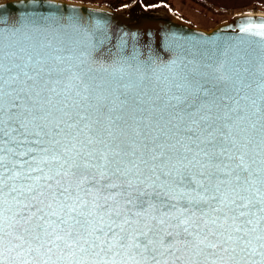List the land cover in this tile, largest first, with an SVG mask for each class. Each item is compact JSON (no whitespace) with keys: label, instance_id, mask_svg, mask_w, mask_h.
Wrapping results in <instances>:
<instances>
[{"label":"water","instance_id":"1","mask_svg":"<svg viewBox=\"0 0 264 264\" xmlns=\"http://www.w3.org/2000/svg\"><path fill=\"white\" fill-rule=\"evenodd\" d=\"M141 1L133 0L110 9L80 0H0L2 62L5 66L19 64L29 75L38 72L42 86L47 81L41 96L33 93L32 100L19 92L23 84L13 86L17 91L11 95L21 97V107L15 110L16 118L11 123L8 122L11 115L9 97H4V133H0V159L3 160L0 166V235L9 230L11 218L21 207L17 200L24 197L19 195V190L37 182L43 185L41 177L50 168L58 167L54 162H40L43 156L54 154V150L43 153L41 149H53L52 139H59L69 147L70 141L76 143L67 135L74 129L52 137L42 135L38 138L31 134L40 121H32L24 107L42 98L52 101L44 110L51 109L45 121L49 129L61 119L68 120L59 111L68 104L70 107L66 111L79 112L86 117L80 127L89 126L78 140L101 139L110 150L117 146L129 151L138 149L145 153V158L161 151L172 156L166 168L157 169L156 176L145 173L151 177L146 181L149 184L165 185L163 172L172 169L185 147L191 149L187 153L189 159L195 157L199 161L196 170L201 164H207V158L202 153L197 154L207 147L208 133L204 128L210 126L209 131L215 136L225 134L223 141L216 142L218 148L229 149L228 155L218 160L222 166H228L225 171L238 163L234 154H243L245 164L253 173L254 182L242 188L231 176L226 177L232 183L220 185L221 191L231 195V189L236 188L241 194L257 200L264 195V183H261L264 181V12H238L204 29L183 20L164 4L144 7ZM19 70L13 69V72ZM9 91L6 87L5 92ZM193 101L200 110L195 117H188L182 109ZM200 117L205 119L200 120ZM192 119L198 124L193 125ZM19 122L26 125L25 135L13 131V126ZM186 126L195 129L193 139H188ZM36 139L42 142L33 144ZM22 140L26 142L20 143ZM233 142L237 147H233ZM144 144L154 152L148 153ZM156 144L161 147L157 148ZM92 147L103 150L104 145ZM29 148L33 151L26 156L15 154ZM152 163L149 161L150 165ZM155 163L159 164L160 160ZM38 168H43L44 172L32 170ZM14 187L16 193L11 191ZM167 187L165 185L163 190ZM213 192L214 189H210L205 195ZM173 194L179 195L178 192ZM195 195V192L189 193L190 197ZM258 209L259 205L252 209L255 215L249 217L253 220L250 227H256L257 222L264 226V219H261L264 214ZM202 210L212 214L211 207ZM149 213L159 214L151 209ZM199 215L197 212V217ZM197 217L189 219L185 213L181 218L191 223ZM167 223L177 221H168L165 227ZM260 234V228L251 234L254 253H239L234 258L225 256L223 261L215 256L197 255L183 246L162 255L157 252L142 256L121 251L119 255L40 259L48 260V264H75L77 259L81 264H213V261L215 264H264V249L254 238ZM0 264H21V258L0 246Z\"/></svg>","mask_w":264,"mask_h":264},{"label":"snow or ice","instance_id":"2","mask_svg":"<svg viewBox=\"0 0 264 264\" xmlns=\"http://www.w3.org/2000/svg\"><path fill=\"white\" fill-rule=\"evenodd\" d=\"M13 69L20 70L14 73ZM38 76V72L29 75L24 67L16 63L5 66L0 58V133H4V97H9L8 112L11 115L8 122L11 123L16 118L15 110L21 107V97L11 95V92L17 91L13 86L23 84L19 92L25 93L28 100L33 99V93L40 97L47 81L42 86ZM21 77L25 79L21 80ZM6 87L11 91L5 92ZM179 102L184 103L183 100ZM51 104L50 98H42L30 107H24V112L32 121H40L31 134L38 138L42 135L52 137L74 129V132L68 131L67 135L76 143L70 141L69 147L59 139H52L50 143L53 149L42 148L41 152L54 150V154L51 157L43 156L40 162H54L58 167L50 168L41 177L43 185L37 182L19 190V195L24 199L17 200L21 207L11 218L9 230L0 235V246L6 252L16 253L21 258V264H48V260L40 259L42 257L76 258L108 253L119 255L121 251L135 252L142 256L157 252L162 255L172 249L179 250L178 246L192 249L197 255L215 256L223 261L225 256L234 258L239 253H254L251 234L257 228H260L261 234L254 238L260 242V248L264 249V226L257 222L256 227H250L253 220L249 218L255 215L252 209L257 205L258 211L264 214V195L257 200L241 194L236 188L231 189V195L221 191L220 185L232 183V180L226 178L228 176L241 188L254 182L253 173L250 166L245 164L243 154H234L238 163L227 172L225 169L228 166H222L218 162L219 158L229 153L227 147L218 148L216 144L217 140L223 141L224 133L217 137L209 131L210 126H206L204 131L208 133L207 147L197 155L202 153L208 163L201 164L196 170L199 161L195 157L189 159L187 153L191 149L185 147L172 169L163 172L166 177L165 185L168 186L167 190H163L165 185L146 183L151 177L145 173L156 176L157 169L166 168L173 159L172 156L161 151L145 158V153L138 149L129 151L117 146L115 150H110L108 144L101 139L86 137L85 140H78L84 128L89 126L84 124L80 127V122L86 117L79 112L66 111L70 107L68 104L59 109L68 120L61 119L54 128L49 129L45 121H48L51 109L47 112L44 110L46 105ZM199 110L195 101L182 109L188 117H195ZM204 119L200 117V120ZM191 123L195 125L198 121L192 119ZM62 124L64 127H61ZM13 131L25 135L27 128L23 122H19L13 126ZM185 132L188 139L196 136L193 127L186 126ZM25 142L26 140H22L20 143ZM41 142L40 139L32 141L33 144ZM94 144L104 145L103 150L92 147ZM143 147L148 153L154 152L147 144ZM156 147L161 145L156 144ZM233 147H237L235 142ZM31 151L33 149L29 148L15 154L26 156ZM228 158L232 159L233 156ZM157 160H160L159 164L155 163ZM149 161L153 163L150 165ZM141 164L144 168L140 167ZM2 165L3 160L0 159V166ZM32 170L44 172L43 168ZM210 189H214L213 194L205 195ZM11 191L16 193L17 189L14 187ZM173 192H178L179 195H174ZM192 192L196 195L190 197L189 193ZM204 207H211L212 214L203 211ZM150 209L159 214H150ZM197 212L200 213L198 217ZM185 213L189 219H197L190 223L189 219L181 218ZM261 219H264V215ZM172 220L177 223H167L164 226ZM25 257L31 259H24ZM75 264H81V261L77 259Z\"/></svg>","mask_w":264,"mask_h":264},{"label":"rangeland","instance_id":"3","mask_svg":"<svg viewBox=\"0 0 264 264\" xmlns=\"http://www.w3.org/2000/svg\"><path fill=\"white\" fill-rule=\"evenodd\" d=\"M169 1L173 5L175 14H177L179 17H182L183 19H186L191 24L199 28L208 29L215 26L219 22L228 19L227 17H218L208 12L206 8L193 2V0H169ZM245 9L246 10L243 9L242 10L232 9V10H233V14H235L238 12L251 11L252 8H248V9L245 8Z\"/></svg>","mask_w":264,"mask_h":264},{"label":"trees","instance_id":"4","mask_svg":"<svg viewBox=\"0 0 264 264\" xmlns=\"http://www.w3.org/2000/svg\"><path fill=\"white\" fill-rule=\"evenodd\" d=\"M81 1L91 2V3L98 4V5H104L110 9H116V8H119V7H122V6H125L131 3L133 0H81ZM193 2L203 6L204 8H206V10H208V12L218 17L229 18L233 14L232 9L220 8L204 0H193ZM141 3L144 7H151V6H155L158 4H164L167 7H169V9L172 12H174L173 5L169 0H142ZM183 20L187 21L186 19H183ZM187 22L190 23L189 21Z\"/></svg>","mask_w":264,"mask_h":264},{"label":"crops","instance_id":"5","mask_svg":"<svg viewBox=\"0 0 264 264\" xmlns=\"http://www.w3.org/2000/svg\"><path fill=\"white\" fill-rule=\"evenodd\" d=\"M207 2L227 9L246 10L252 8L251 11L264 12V0H206Z\"/></svg>","mask_w":264,"mask_h":264}]
</instances>
